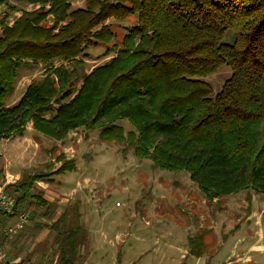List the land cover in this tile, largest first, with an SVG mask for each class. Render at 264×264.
I'll return each instance as SVG.
<instances>
[{"label":"trees","instance_id":"trees-1","mask_svg":"<svg viewBox=\"0 0 264 264\" xmlns=\"http://www.w3.org/2000/svg\"><path fill=\"white\" fill-rule=\"evenodd\" d=\"M10 2L31 9L12 23L0 17V140L28 126L54 142L98 131L156 168L187 173L208 202L264 194V0H0ZM91 48L108 60L86 69ZM25 67L44 72L9 105ZM223 67L230 76L215 91L206 78ZM56 160L54 173L74 167ZM42 177L4 191L33 230L54 233L53 258L41 260L76 264L87 238L81 216L63 209L41 222L55 214L35 186ZM26 237L7 247L8 261L22 257Z\"/></svg>","mask_w":264,"mask_h":264},{"label":"rangeland","instance_id":"rangeland-1","mask_svg":"<svg viewBox=\"0 0 264 264\" xmlns=\"http://www.w3.org/2000/svg\"><path fill=\"white\" fill-rule=\"evenodd\" d=\"M29 9L0 3V17L6 15L12 23ZM88 53L86 69L108 60L103 58V48H91ZM43 72L41 67L21 68L7 104L17 102L30 81L40 79ZM229 76L230 70L223 67L206 81L218 91ZM123 126L129 129L126 123ZM26 135L31 147L22 161L15 160L22 148L11 150L7 161L0 160L2 183L6 175L43 176L35 186L52 203L55 214L41 222L53 223L63 209L69 216L78 210L87 238L76 264H264V194L246 190L208 202L187 173L161 170L148 159L136 158L126 141L104 142L98 131L83 129L61 142L32 130ZM59 154L73 161L71 171L54 173ZM53 168L57 169L50 172ZM34 224L30 221L25 232L8 245L17 246L18 237L27 235L18 264L24 259V264H47L40 258L43 254L53 258L54 233L33 230ZM252 247L255 251H248Z\"/></svg>","mask_w":264,"mask_h":264},{"label":"built area","instance_id":"built-area-1","mask_svg":"<svg viewBox=\"0 0 264 264\" xmlns=\"http://www.w3.org/2000/svg\"><path fill=\"white\" fill-rule=\"evenodd\" d=\"M5 185L0 186V212L10 222L1 227L0 264H18L16 261H8L7 247L29 224V214L26 211L17 210L15 198L4 191Z\"/></svg>","mask_w":264,"mask_h":264},{"label":"crops","instance_id":"crops-1","mask_svg":"<svg viewBox=\"0 0 264 264\" xmlns=\"http://www.w3.org/2000/svg\"><path fill=\"white\" fill-rule=\"evenodd\" d=\"M25 91V90H24ZM31 131V128L30 127H26V129L21 133V134H18V135H14L12 137H10L9 139H1L0 140V143H3V145L0 147V160L4 159L7 161L8 160V157L7 155H10V152L11 150H19L21 149V151H18L17 153H15V160H18V161H22L24 159V154L26 153L27 149L31 147V142L28 141L27 139V135L26 133H30ZM38 137V136H36ZM37 139H40L39 137ZM47 152V150H46ZM44 152V153H46ZM60 155V154H59ZM58 155V156H59ZM62 155V154H61ZM57 156V157H58ZM64 156V155H63ZM3 157V158H2ZM47 157H49L47 155ZM10 158V157H9ZM66 159V158H65ZM58 161V164H57V167H60L62 162L57 160ZM48 167H50V164L47 165ZM57 169V168H56ZM56 169H51V171H55ZM66 172V171H65ZM49 173V172H48ZM64 173V172H63ZM13 178V179H11ZM20 176L18 175H15V177H10L8 175H6L5 179H4V183L3 184H12L18 180H20ZM37 184L40 185V180L37 181ZM2 220H4L6 222V224L10 221H8L7 219L5 218H2ZM5 226V225H2V227ZM44 238V237H43ZM43 238H40L37 240V242H41L43 240ZM251 248V247H250ZM248 249V251H255L252 247V249ZM264 251V250H263ZM263 253V252H262ZM19 258H16L15 261H18ZM192 264H199L198 262H193ZM228 264V263H227Z\"/></svg>","mask_w":264,"mask_h":264}]
</instances>
